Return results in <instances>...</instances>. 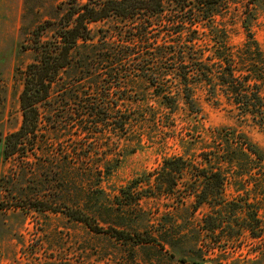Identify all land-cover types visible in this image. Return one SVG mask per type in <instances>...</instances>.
Masks as SVG:
<instances>
[{"label": "rangeland", "instance_id": "1", "mask_svg": "<svg viewBox=\"0 0 264 264\" xmlns=\"http://www.w3.org/2000/svg\"><path fill=\"white\" fill-rule=\"evenodd\" d=\"M75 1L0 0V148L5 137L22 124L24 72L39 59L37 40L55 39L62 15ZM217 1L210 11L215 12V24L227 32L230 44L241 47L247 41L245 26L249 24L264 52V0ZM125 24L119 18H110L91 28L98 39L106 33L111 36ZM61 75L60 84L68 83L76 79L78 70L73 68ZM136 90L146 100L126 101V106L140 107L146 113L144 121L133 128L142 135L141 143L134 133L119 145L109 129L102 134L101 128H106L102 125L89 134L77 123L69 125L66 106L70 103L67 108L76 107L69 95L76 94L58 85L52 101L42 107L37 155L0 158V264H264V185L255 182L243 191L230 183L224 201L203 204L195 211V199L189 195L197 174L194 170L184 175L169 197L155 196V187L152 190L141 185L135 194L142 198L139 208L134 206L113 216L106 212L96 218L104 228L158 236V245L96 233L67 215L65 208L81 202V197L67 190L58 176L69 172L82 182L86 162L95 170L102 168L104 157L112 164L119 160L103 188L110 196L125 199L136 181L145 182L147 177L154 181L166 159L183 157L194 164L201 162L198 154L210 141V129L232 127L264 153V132L241 118L219 90L212 98L208 86L198 87L195 98L201 108L199 115H190L181 101L171 113L151 96L143 81ZM150 109L156 111V117ZM71 112L75 115L76 111ZM134 147L136 150L130 152ZM87 156L92 159L87 161ZM40 200L59 206L58 211L38 209L36 202ZM215 210L223 212V222ZM241 210L248 214L259 210L261 221L255 226L259 239L243 227Z\"/></svg>", "mask_w": 264, "mask_h": 264}, {"label": "trees", "instance_id": "2", "mask_svg": "<svg viewBox=\"0 0 264 264\" xmlns=\"http://www.w3.org/2000/svg\"><path fill=\"white\" fill-rule=\"evenodd\" d=\"M218 3L217 0H87L85 3L76 0L70 4L58 23L55 39L36 42L39 59L26 68L20 95L22 124L5 137L0 158L28 159L37 155L42 107L52 101L58 85L76 94H69L76 107L67 108L70 103L66 106L69 125L77 123L86 134L102 125L106 127L101 128L102 134L109 129L119 145L130 133L141 143L142 135L133 132V128L144 121L146 113L140 107L128 109L126 101L146 100L136 90L142 81L151 96L158 98L171 113L181 101L190 115H199L201 108L195 98L198 87L208 86L212 98L218 96L219 90L241 118L250 120L264 132V52L249 24L245 26L247 41L241 47L230 44L227 32L215 24V12L210 11ZM110 18H119L126 24L111 36L106 33L97 39L91 25ZM73 68L78 70L76 79L60 84L61 74ZM71 110L76 111V117ZM150 112L157 116L153 109ZM210 132V141L198 154L201 162L194 164L183 157L166 159L154 181L150 177L145 182L136 181L125 199L112 197L103 188L119 160L112 164L104 157L102 168L95 170L93 164L86 162L82 182L78 176L61 172L58 178L66 189L81 197V202L65 208L67 215L96 233L125 240L136 238L139 244H157L158 236L119 231L111 226L104 228L96 218L106 212L113 216L134 206L139 208L142 198L135 194L141 185L152 190L155 187V196L169 197L176 192L184 175L194 170L197 174L189 195L195 199V211L203 204L224 201L230 183L240 191L254 182L264 185V153L255 144L232 127L210 129ZM135 150L136 147L130 152ZM90 159L87 156L86 160ZM36 205L43 211L59 209L49 201L40 200ZM241 211L243 227L259 239L255 236V226L261 221L259 210L253 214ZM214 213L223 222V212ZM163 242L173 247L171 242ZM197 249L200 250L199 246Z\"/></svg>", "mask_w": 264, "mask_h": 264}]
</instances>
